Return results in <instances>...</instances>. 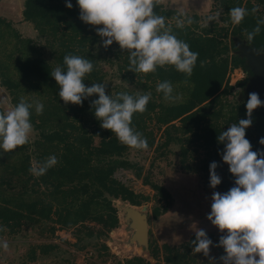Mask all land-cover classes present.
Instances as JSON below:
<instances>
[{
	"label": "trees",
	"instance_id": "trees-1",
	"mask_svg": "<svg viewBox=\"0 0 264 264\" xmlns=\"http://www.w3.org/2000/svg\"><path fill=\"white\" fill-rule=\"evenodd\" d=\"M72 4L73 7L69 9L65 6V0L24 2L23 18L34 26L41 39L46 40L51 48L53 63L38 51L33 39L23 37L11 21L0 17V35L14 37L17 42L14 50L5 53L4 58L0 59V84L10 93L13 105L20 101L21 92H42L49 96L45 111L38 116L32 110L30 119L40 133L38 144L42 141L50 143L55 147L58 158L54 167L35 178L40 189L44 188L54 196V201H21L17 209L0 203V221L15 227L24 218L51 220L57 226L51 228L54 232L57 228L80 229L82 226L88 237H101L118 227V211L113 199L127 201L133 206H141L151 200L150 196L137 193L115 178L117 166L128 163L117 159L122 157L128 146L121 143L110 130L100 127L91 107V101L97 97H89L82 105H65L59 98V85L50 73L63 63L66 54L92 59L94 69L85 77L86 86L102 82V71L98 68L102 53L109 60H116L124 78L136 82L139 80L142 86H146L145 82L158 83L162 80H169L172 85L188 83L189 89L183 101L163 106L150 99L144 112L134 114L132 125L135 130L145 134L144 123L148 119H155L162 130L163 141L160 145L168 147L174 143L180 146V169L184 173L202 176L205 185L212 191L226 192L232 187L234 176L222 161L223 145L218 143L217 137L222 130L244 118L246 100L231 102L228 97L233 94L235 87H246L252 75L247 59L237 54L239 47L232 39L238 37L246 40L249 46L264 52V25H261L260 33L253 40L247 39V33L259 19L264 18V0H214L211 14L220 11L223 25L217 20L202 25L198 14L186 16L178 10L165 8L160 0H155L154 11L166 18V26L178 38L185 40L191 50L199 53L191 76L178 72L173 66L158 67L154 73L130 70L127 50L120 49L115 41L105 49L95 30L102 25L92 26L82 22L76 0H72ZM235 6L248 10L240 24L233 23L229 16V10ZM178 18L185 20L182 27L177 26ZM189 18L191 23H187ZM229 37H232L231 42L227 43ZM236 69H242L247 77L234 86L230 84V75ZM24 87L27 89L23 90ZM83 118L96 120L97 129L89 131L85 124L87 121ZM252 119V125L246 130V138L253 150L264 149V145L259 144V139L264 137V106L254 110ZM95 137L101 139L98 146H95ZM154 141L152 138L150 145ZM23 148L25 144L17 149ZM212 161L218 163L216 171L221 176V184L216 189L210 187L209 165ZM29 167L30 163L24 167L26 174ZM136 177L142 179L141 169L137 170ZM143 182L155 192L157 205L153 208V216L157 218L166 214L172 205V195L164 186L149 179ZM88 222L96 223L101 228L88 227L85 225ZM207 235L213 243H218L219 239L216 240L214 234ZM194 239L195 235L176 246L150 245V255L156 260L155 263L136 256L118 264H195L204 254L192 251L194 246L191 241ZM39 248L43 253H48L54 245H42ZM221 252H224L223 249ZM31 253L35 254V250ZM222 254L216 257L217 264H220L219 257ZM203 261L209 264V259Z\"/></svg>",
	"mask_w": 264,
	"mask_h": 264
},
{
	"label": "rangeland",
	"instance_id": "rangeland-1",
	"mask_svg": "<svg viewBox=\"0 0 264 264\" xmlns=\"http://www.w3.org/2000/svg\"><path fill=\"white\" fill-rule=\"evenodd\" d=\"M3 2L7 5L4 6ZM24 2L25 0H0V17L11 21L23 37L33 39L38 51L53 63V57L50 56L51 48L46 40L39 37L36 29L31 38L30 36L33 35L31 27L23 24L25 22L23 18ZM160 2L165 8L178 10L186 16L198 14L201 17L202 25L209 23L206 18L208 15L218 16L216 20L220 25H223L220 11L211 14L214 0H160ZM231 38L229 37L226 42L230 43ZM232 40L243 54L251 50L246 40L238 37H233ZM14 45H17L14 37L0 35V59L4 58L5 53L14 50ZM237 54L239 53L237 52ZM261 55V59L253 60L252 57H249V61L253 68L263 75L264 80V54ZM113 61L109 60L108 56L104 57L102 53L98 63V68L102 71L100 76L102 82L106 84L105 89L108 94L115 96L117 92L121 91H129L134 94L150 92L151 100L163 106L177 104L185 99L189 89L188 83L173 85V95L176 99L168 100L164 98L162 92L156 90V82H145L146 86H142L138 83L139 80L137 82L128 80L120 72L119 65L114 58ZM246 77V72L236 69L230 75V84L237 86L238 81L244 80ZM262 87L263 85H261V89H255V92H261L260 97L264 100V87ZM22 89L26 90L27 87ZM235 90L228 97L231 102L246 100L248 93L252 92L244 89L243 93L238 94ZM48 97L42 92L39 94L21 92L19 94L20 100L23 99L33 104L42 102L44 104L43 112L46 109V104H49ZM0 99L5 101L0 103L3 111L9 110L13 105L10 93L1 84ZM33 111L36 115H41V113H36L34 108ZM83 119H86L87 123L85 124L89 131L97 129L96 120ZM143 127L145 129L143 136L147 138L148 148L134 149L128 146L122 157L117 158L119 161H128V163L117 166L119 168L115 173V178L130 186L137 193L150 196L149 202L133 207L127 201L113 199L118 211V227L108 235L101 237L96 235L88 237L85 227L82 226L80 229L57 228L58 230L54 232L51 228L57 226L51 220L37 221L24 218L23 222L15 227L0 221V226H3V229L0 230V238L7 240L9 244L6 250L0 248V264H118L120 261L123 262L136 256L155 263L156 260L150 255V245H180L195 235V228H203L206 233L214 234L216 240L220 239L222 233L207 219V214L211 210L213 191L205 185L202 176L184 173L180 169V146L178 144L173 143L168 147L160 145V142L163 141L161 139L162 130L155 119H148ZM152 138L155 141L153 145H150ZM40 140V133L33 126L25 148L15 149L8 153L0 150V203L17 209L21 201L26 203L37 202L41 199L50 203L54 201L52 194H49L44 188L40 189L35 180L37 176L30 171L37 161H43L49 155L56 153L55 147L48 142L42 141L39 145L38 141ZM94 143L95 146L100 145L101 139L95 137ZM28 163H30V167L26 174L24 167ZM138 169L142 170V179L136 177ZM144 179L164 186L172 195V205L166 214L157 218L153 216V208L157 205V201L154 199L155 192L149 186L144 185ZM134 211L147 217L148 245H144L141 239L136 237L137 231L134 228V221L130 217V213ZM85 225L96 229L101 228L100 225L93 222H88ZM42 245H54V248L48 253H43L39 248ZM103 245H106L107 248H104ZM217 245L218 243L214 242L210 246L209 256L199 257L195 264H204L203 260H210V257L216 258L223 253L221 252L223 248ZM32 250H35V254L31 253Z\"/></svg>",
	"mask_w": 264,
	"mask_h": 264
},
{
	"label": "clouds",
	"instance_id": "clouds-1",
	"mask_svg": "<svg viewBox=\"0 0 264 264\" xmlns=\"http://www.w3.org/2000/svg\"><path fill=\"white\" fill-rule=\"evenodd\" d=\"M79 19L85 24L96 27L101 38L100 43L107 49L115 41L120 49L127 50L130 70L137 73H154L158 67L173 66L178 72L191 76L199 53L191 50L189 44L166 26V18L159 15L155 0H76ZM65 6L73 7L72 0H65ZM248 10L235 6L229 10L231 21L240 24ZM218 16H209L208 21ZM185 20L178 18L177 26L182 27ZM191 23V19L187 20ZM264 18L247 33V39L253 40L261 31ZM94 69L92 59L75 54H66L63 63L50 73L59 85L58 96L65 105H82L89 97L95 118L100 127L115 133L117 139L134 149H147V138L134 129L133 116L142 113L151 99V93L132 94L127 91L106 94V84L95 82L86 86L85 77ZM156 90L162 92L165 99L175 100L173 85L169 80L159 81ZM243 88L235 92L243 93ZM0 99V103H4ZM244 118L222 130L218 143L223 145L221 158L234 176V184L226 192L213 191L211 210L207 219L222 235L218 245L224 252L219 257L220 264H264V149L253 150L246 138V130L253 123V112L264 106L258 92L248 93L244 102ZM42 113V102L29 103L21 99L9 110H0V150L12 152L18 146L29 142L33 131L32 110ZM264 145V137L259 139ZM58 163L55 154L43 161H37L30 171L35 176L44 175L49 168ZM218 163L209 165L210 187L216 189L221 184V176L216 169ZM3 226H0V230ZM192 251L208 257L212 239L203 228H195V239L191 241ZM8 241L0 238V248L7 249ZM209 264H217L210 257Z\"/></svg>",
	"mask_w": 264,
	"mask_h": 264
},
{
	"label": "water",
	"instance_id": "water-1",
	"mask_svg": "<svg viewBox=\"0 0 264 264\" xmlns=\"http://www.w3.org/2000/svg\"><path fill=\"white\" fill-rule=\"evenodd\" d=\"M248 45V44H247ZM249 46V45H248ZM251 49L250 51H247L246 54H243L239 48V55L247 59V64L249 69L252 72V75L249 77L248 84L246 87H244L245 90L248 91H255V89L260 88L261 85L264 87V80H263V75L259 73L257 70L253 68V65L249 61V57L253 58V60H259L262 58L261 54H264V52H260L259 50L255 49L252 46H249ZM262 87V88H263ZM264 89V88H263ZM259 93V91H257ZM261 94V92L259 93ZM248 96L246 97L247 100ZM131 219L134 221V228L137 231L136 237L138 239H141V242L144 245H148L149 243V229H148V220L145 215H141L140 213L134 211L130 213ZM133 227V225H132Z\"/></svg>",
	"mask_w": 264,
	"mask_h": 264
},
{
	"label": "crops",
	"instance_id": "crops-1",
	"mask_svg": "<svg viewBox=\"0 0 264 264\" xmlns=\"http://www.w3.org/2000/svg\"><path fill=\"white\" fill-rule=\"evenodd\" d=\"M3 4H5L4 6L7 5V3H5V2H3ZM23 24H24V26H30L31 27L33 35L30 37L32 38L36 32L34 26L30 22H26V21Z\"/></svg>",
	"mask_w": 264,
	"mask_h": 264
},
{
	"label": "bare ground",
	"instance_id": "bare-ground-1",
	"mask_svg": "<svg viewBox=\"0 0 264 264\" xmlns=\"http://www.w3.org/2000/svg\"><path fill=\"white\" fill-rule=\"evenodd\" d=\"M134 207V206H133ZM135 208H138V207H135ZM139 209V208H138ZM139 212H141V211H139Z\"/></svg>",
	"mask_w": 264,
	"mask_h": 264
}]
</instances>
